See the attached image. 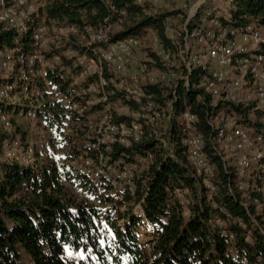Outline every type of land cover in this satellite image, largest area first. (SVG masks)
<instances>
[{
  "label": "trees",
  "instance_id": "1",
  "mask_svg": "<svg viewBox=\"0 0 264 264\" xmlns=\"http://www.w3.org/2000/svg\"><path fill=\"white\" fill-rule=\"evenodd\" d=\"M45 1L43 11L47 18L59 23L122 24L120 29L110 33L111 41L151 31L164 40L163 21L183 15L179 9L153 14L149 11L151 3L146 0L142 4L135 0ZM226 1L231 4L229 15L233 26L253 23L264 34V0ZM111 6L116 10H111ZM207 9L204 3L198 18ZM123 10L125 14L118 12ZM221 18L227 23L223 16ZM15 38L14 31L0 26L1 48L13 47ZM20 44L25 50L37 49L30 35ZM74 46L81 49L79 44ZM146 51L159 63L153 52ZM54 53L51 49L46 51L48 57ZM59 69V66L47 69L46 80L41 79L44 95L35 111L20 96L16 97L23 106V116L37 119V131H29L25 118L11 117L14 126L10 130L0 124V154L3 156L0 162V264H23L20 248L30 256L31 264H241V255L252 264H264V239L256 229L251 240L245 239L246 231L238 221L243 220L250 226L251 217L236 189L235 173L226 172L211 139L209 118L221 111V106L212 108L204 104V100L197 97L203 92L197 89L175 103L176 117L170 122L145 126V136L139 143L115 146L113 158L123 156L126 161L148 151L153 153V159L141 169L135 191L126 195V201H115L109 190L100 192L90 171L82 166L85 156H93L84 147L89 115L101 110L102 105H94L80 115L70 111L63 101L53 98L50 88L54 84L60 86L65 98L70 99L74 93L73 89L68 90V82ZM143 86L146 94L162 106L173 99L171 86L149 83ZM180 90L181 87L179 93ZM111 100L128 102L118 91ZM6 104L0 102V109ZM16 107L15 113L19 115L21 106ZM185 109L197 114V131L205 136L204 152L213 165L211 179L216 186L213 198L206 193L203 177L193 176L183 134L177 125V118ZM224 109L234 112L245 127H252L253 119L259 123L263 115L251 114L250 107L240 104H227ZM116 116L118 122L131 121L130 115ZM258 127L261 128L260 123ZM167 134L172 137L168 139ZM17 138L22 145H33V163L24 164L5 156L3 141ZM257 184H261L259 179ZM177 187L190 191L189 215L183 213L181 201L175 194ZM138 204L142 205L144 218L134 212ZM250 213L264 221V208L259 213L251 203ZM217 218L227 220L226 229L216 224ZM148 226L155 236L142 243L140 229ZM225 230L235 234L234 240L229 239ZM232 248L236 253H232Z\"/></svg>",
  "mask_w": 264,
  "mask_h": 264
},
{
  "label": "built area",
  "instance_id": "2",
  "mask_svg": "<svg viewBox=\"0 0 264 264\" xmlns=\"http://www.w3.org/2000/svg\"><path fill=\"white\" fill-rule=\"evenodd\" d=\"M135 2L142 4V0ZM45 3V0L41 3L37 0H0V26L16 33L13 47H0V70L3 72L0 102L8 103L0 109V124L5 129L13 128L8 106L15 95L35 111L44 95L41 79L46 80L47 69L54 70L59 66L60 74L68 82V90L73 89L74 93L70 99L65 98L60 86L54 84L50 88L53 98L63 101L70 111L80 115L94 105H102L101 110L89 115L84 147L93 156H85L83 163L100 192L109 190L115 201L124 202L126 195L135 191L141 169L153 159V153L148 151L126 161L123 156L113 158L114 147L139 143L145 136V126L170 122L176 117L175 103H179L181 97L186 99L197 89L202 90V95L197 97L204 100V104L223 108L211 115L208 123L214 150L223 161L226 172L229 175L235 173L236 189L241 193L242 201H245L243 205L251 217L250 226L243 220L238 224L245 229L246 240L252 239L254 229L264 239V221L250 213L251 203L259 213L264 208L262 30L253 23L245 27L233 26L229 14L223 16L227 22L224 23L216 7L208 8L198 18L202 5L206 3L202 1L192 6L184 5L188 17L179 29L168 20L163 21L164 40L151 31L111 41L109 22L83 26L59 23L47 18L43 11ZM111 10L116 9L111 6ZM118 12L125 14V10ZM29 35L37 45L33 51L25 50L20 44ZM75 43L79 44L80 50L74 46ZM142 48L153 52L159 63L150 57L149 65L142 63L138 58ZM48 49L55 52L51 57L46 54ZM143 83L171 86L173 99L167 106L158 104L146 94ZM117 91L128 101L123 104V110L131 116L129 123L118 122L112 111L111 96ZM227 104L250 107L251 114L262 113L259 120L261 128L255 119L252 127L243 126L234 112L228 113L224 109ZM197 121V114L185 109L177 118V125L183 134L182 141L193 176L203 177L206 193L213 198L216 193L211 179L213 165L205 155V136L197 131ZM28 129L37 131L34 116L28 118ZM167 135L168 139L172 137ZM2 149L11 160L24 164L34 162L33 145H22L18 138L4 140ZM2 158L0 154V162ZM257 179L261 184H257ZM175 194L181 201L184 215H189V189L177 187ZM215 222L222 229H226L228 224L224 218H217ZM225 233L234 240L233 232L225 230ZM232 253H236L234 248ZM241 256V264H252L250 259Z\"/></svg>",
  "mask_w": 264,
  "mask_h": 264
},
{
  "label": "rangeland",
  "instance_id": "3",
  "mask_svg": "<svg viewBox=\"0 0 264 264\" xmlns=\"http://www.w3.org/2000/svg\"><path fill=\"white\" fill-rule=\"evenodd\" d=\"M39 3H41V1L43 2L44 0H37ZM145 0H142L143 3ZM146 1H150L151 3V9L149 10L151 13L153 14H157L158 12H161L162 10H176L179 9L183 12V15H180L178 17H169L167 18V20L172 23V25L174 26V28L179 29V26H181L182 20L186 19L188 17V11L185 10L184 5H189L192 6L193 4L197 3V2H204L206 1L208 8H212V7H216L217 8V13L219 14V16H225L226 14H229L230 12V2L226 1V0H146ZM144 5V4H143ZM185 15V17L183 18V16ZM182 23V24H181ZM122 24L117 23V24H112L110 26V33L113 31H116L118 29H120ZM138 58L140 59V61L142 63L146 64H150L149 62V55L146 51V49L142 48V51H140V53L138 54ZM17 95H15V97L13 99L10 100L9 103V116L10 117H14L15 119H24L25 117L23 116V106L22 104L18 101V99L16 98ZM114 108H112L113 113L117 114L118 116H125L127 113H124L123 110V100H118V101H112ZM16 106H21L20 110H19V115H17L15 113L16 111ZM28 121V119L25 118V121ZM95 120H97L95 118ZM166 147V146H165ZM82 166L83 168L87 169L83 163L82 160ZM89 170V169H87ZM134 212L137 216L144 218V212L142 210V205H137L134 209ZM155 236V233L153 232L151 226L148 227H143L140 229V240L142 243H147L148 241H151ZM21 251V261L23 264H31V258L30 256L27 254V252L23 249L20 248ZM69 256H71L72 254H68Z\"/></svg>",
  "mask_w": 264,
  "mask_h": 264
}]
</instances>
